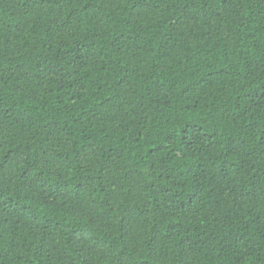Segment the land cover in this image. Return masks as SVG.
Returning a JSON list of instances; mask_svg holds the SVG:
<instances>
[{
    "label": "trees",
    "instance_id": "obj_1",
    "mask_svg": "<svg viewBox=\"0 0 264 264\" xmlns=\"http://www.w3.org/2000/svg\"><path fill=\"white\" fill-rule=\"evenodd\" d=\"M0 264H264V0H0Z\"/></svg>",
    "mask_w": 264,
    "mask_h": 264
}]
</instances>
